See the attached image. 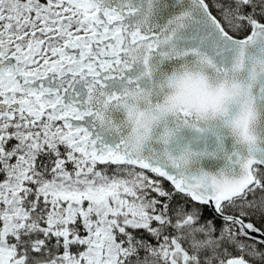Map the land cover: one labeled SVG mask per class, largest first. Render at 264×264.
<instances>
[{
    "label": "snow or ice",
    "instance_id": "obj_1",
    "mask_svg": "<svg viewBox=\"0 0 264 264\" xmlns=\"http://www.w3.org/2000/svg\"><path fill=\"white\" fill-rule=\"evenodd\" d=\"M0 264H264V0H0Z\"/></svg>",
    "mask_w": 264,
    "mask_h": 264
}]
</instances>
